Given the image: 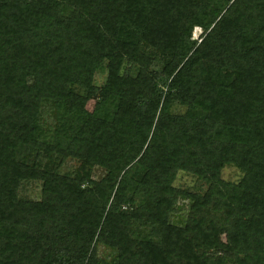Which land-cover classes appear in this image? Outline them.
Masks as SVG:
<instances>
[{"label": "trees", "instance_id": "trees-1", "mask_svg": "<svg viewBox=\"0 0 264 264\" xmlns=\"http://www.w3.org/2000/svg\"><path fill=\"white\" fill-rule=\"evenodd\" d=\"M0 264H264V0H0Z\"/></svg>", "mask_w": 264, "mask_h": 264}, {"label": "rangeland", "instance_id": "rangeland-1", "mask_svg": "<svg viewBox=\"0 0 264 264\" xmlns=\"http://www.w3.org/2000/svg\"><path fill=\"white\" fill-rule=\"evenodd\" d=\"M200 35V29H193L191 33V39H198ZM104 73L96 74L94 77V82L96 86H99L103 83ZM92 106V101L88 102L86 104V109L89 110ZM45 110V109H44ZM63 113H58V117H62ZM76 163L74 161H67L63 164V166L60 168L61 173H67L70 172L73 168H75ZM94 177H98L101 175V171L94 170L93 172ZM221 178L224 181H236L238 179V173L230 168V167H224L221 171ZM173 185L178 188H188V189H201L203 190L204 187L202 185L197 186L198 182L194 177L191 175L179 172L177 173L175 180L173 182ZM39 189L40 184L39 182H25L21 185L18 195L22 199L27 200H37L39 198ZM178 210L174 213L173 217L171 218L172 222L174 223H180L182 222L185 212H186V202H178Z\"/></svg>", "mask_w": 264, "mask_h": 264}, {"label": "bare ground", "instance_id": "bare-ground-1", "mask_svg": "<svg viewBox=\"0 0 264 264\" xmlns=\"http://www.w3.org/2000/svg\"><path fill=\"white\" fill-rule=\"evenodd\" d=\"M196 29V28H195Z\"/></svg>", "mask_w": 264, "mask_h": 264}]
</instances>
